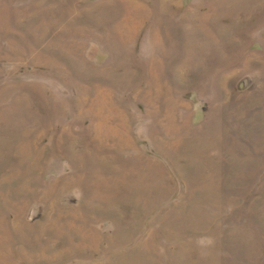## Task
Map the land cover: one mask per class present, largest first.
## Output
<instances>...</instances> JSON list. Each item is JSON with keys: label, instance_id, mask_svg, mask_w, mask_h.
<instances>
[{"label": "rangeland", "instance_id": "374dc122", "mask_svg": "<svg viewBox=\"0 0 264 264\" xmlns=\"http://www.w3.org/2000/svg\"><path fill=\"white\" fill-rule=\"evenodd\" d=\"M0 264H264V0H0Z\"/></svg>", "mask_w": 264, "mask_h": 264}]
</instances>
